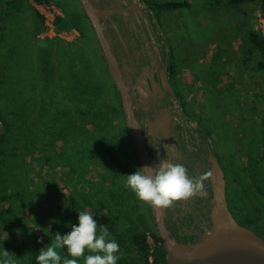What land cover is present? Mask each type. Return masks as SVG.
Listing matches in <instances>:
<instances>
[{"label":"rangeland","instance_id":"374dc122","mask_svg":"<svg viewBox=\"0 0 264 264\" xmlns=\"http://www.w3.org/2000/svg\"><path fill=\"white\" fill-rule=\"evenodd\" d=\"M20 1V7L0 15V97L4 100L0 122L8 131L7 151L0 163V189L13 195L9 206L18 216V242L24 239L23 245L35 248L43 245V227L28 203V161L38 168L36 178L40 186L51 178L47 191L41 190L51 194L54 204L64 203L66 192H79L83 199H102L105 210L126 217L132 229L148 226L158 230L151 205L137 199L125 187L126 176L137 172L140 162L121 95L81 0H49L58 3L64 13L70 10L80 14L81 34L71 42L86 52L82 59L89 71L64 79L59 78L61 75L55 69L68 70V66L55 68L59 66L54 58L58 53V59L66 55L62 49L67 41L40 37L44 23L40 28L33 4L37 0ZM258 2L254 13L259 29L257 13L262 0ZM222 6L226 8L218 24H211V4L203 1L195 2L192 8L162 7L156 13L170 39L176 65L174 83L186 110L201 119L224 163H239L260 186L264 183L262 164L251 167L264 152V73L256 66L260 51L250 47L243 28L237 27L231 16L229 4ZM232 36L234 40L223 43L225 49L214 59L211 45L220 47L222 41ZM58 113L60 132L43 139V125L54 131L52 121ZM95 135L108 146L106 154L101 155V145L92 146L93 151L89 149L87 141L91 142ZM243 203L239 202L238 213L244 219L251 208ZM109 232L119 243L118 255L126 264H157L153 254L151 263L141 258L129 241V229ZM13 259L16 264H32L29 258Z\"/></svg>","mask_w":264,"mask_h":264},{"label":"water","instance_id":"95a60500","mask_svg":"<svg viewBox=\"0 0 264 264\" xmlns=\"http://www.w3.org/2000/svg\"><path fill=\"white\" fill-rule=\"evenodd\" d=\"M81 2L120 92L141 168L166 158L192 177L213 173L197 196L166 209L151 206L168 264H264V236L235 216L215 141L174 83L171 43L156 9L148 0Z\"/></svg>","mask_w":264,"mask_h":264},{"label":"trees","instance_id":"16d2710c","mask_svg":"<svg viewBox=\"0 0 264 264\" xmlns=\"http://www.w3.org/2000/svg\"><path fill=\"white\" fill-rule=\"evenodd\" d=\"M40 1H49V0H40ZM232 1L244 2L247 0H232ZM149 3L153 5L156 11H159V9L162 7L178 8L189 4V2L187 1L181 2V1H173V0L171 1L166 0L163 2H158V1L152 2L151 0H149ZM261 5L264 8V0H262ZM20 6H21L20 0H0V15L8 11L9 9ZM37 15L39 16L38 18L41 28V26L43 27V19L38 12ZM58 24L61 28L79 27L81 29L82 27L80 14L70 10H66L64 15L59 16ZM249 37L253 47L260 51V57L256 65L257 69L263 71L264 73V37L262 36L260 30L258 29L252 30L249 34ZM65 46L66 47L62 49V52H65L66 55L64 57L61 56L60 59H58L59 58V53H58L56 58H54L55 63H57V66H59L55 68L60 69V68H66L68 66L67 67L68 70L60 69L58 71L57 69L54 68L57 72V75L58 76L61 75L59 78L64 79L65 77H70V76L78 77V75L87 73L89 69H87L85 60L82 59V56L84 57L86 52L80 51V49L73 42H67L65 43ZM80 68L82 70L79 71L78 69ZM65 73L66 75H63ZM175 74H176V65L174 63L173 80L176 83ZM33 76H37V75H33ZM89 78H92V76H90ZM71 89L67 93V96L69 97L71 96L72 93ZM39 90L41 91L40 87ZM3 102L4 100L2 99V97H0V121L1 119L3 120L2 117L3 108L1 107L4 106ZM89 110L91 109L89 108ZM64 111L67 112L68 109L65 108ZM83 111L86 112V108L83 109ZM59 119H60V114L58 113V117L52 121L53 122L52 125L54 127V131L52 132L50 128L49 129L45 128L43 125L40 134L44 136L43 139L48 140L49 134L51 137V135L60 132L61 123L59 122ZM7 140H8V131L5 125L0 122V163H2L3 154H5L7 151V144H6ZM80 142L83 143L82 140H80ZM87 142L89 143L90 150L93 151L92 146L101 145L102 146L101 155L106 154V147L108 150V146L99 139L98 135L92 137L91 139L92 145L91 142L89 141ZM27 163H28V167H27L26 175L28 177V181H27V186H28L27 191H29L28 203L30 204V208L32 212L36 215L37 223L43 227L42 229L43 245H36L38 246V248L37 247L35 248V245H32L31 247L29 245H23L26 244V241L24 239H21V242L20 241L18 242L15 233L16 225L18 222V216L15 210L9 206L13 195L9 191L0 189V254H2L4 250H7L10 254H14L15 255L14 257L16 258H27V259L29 258V261L32 264H37L36 257L39 255L41 249H44L48 245H50L52 240L55 239V235L57 233L63 236L71 231L72 225L78 226L79 211L86 210L93 215L98 225H105L107 226L108 230L123 231L129 229L130 230L129 241L137 249L141 258L145 262L151 263L150 256L153 254L155 263L168 264L166 257L167 252L163 243V239L159 234L158 230L150 228L148 226L132 229L126 217L116 214L113 211H106L102 199H92L90 196H87L85 199H83L82 197L83 194L79 192H74V191H72V193L66 192L64 194L65 202L60 204H54L52 201L51 194L49 195L48 193L45 192L42 193L41 190L42 188L45 189V191H47L48 183H49L48 180L51 181V178L47 179L43 183V185L40 186L38 184V179L36 178V174H38L37 172L38 168H36V166L33 165V163H31L30 161H28ZM224 167L228 177V189L230 187L231 188L235 187L240 191L244 192L252 202L256 203L262 209V212L264 214V204L261 201H260L261 203L258 202L259 198L263 197L262 189L250 179V174L238 168L237 166H234L232 163H226V164L224 163ZM149 231L154 235L157 242L154 251H152L153 245L148 240ZM59 251L61 252L62 258H69V259L72 258L71 256L68 255L66 249H61ZM88 254L91 253H88L86 251L85 255ZM79 264H84L83 258L79 260ZM119 264H126V262L121 258Z\"/></svg>","mask_w":264,"mask_h":264},{"label":"clouds","instance_id":"9594fccd","mask_svg":"<svg viewBox=\"0 0 264 264\" xmlns=\"http://www.w3.org/2000/svg\"><path fill=\"white\" fill-rule=\"evenodd\" d=\"M168 145H165L167 149ZM213 176L211 171L192 177L181 163L163 158L154 166H144L126 176L125 187L131 189L137 199L160 209L171 207L174 202L187 201L202 193L205 182ZM79 224L63 236L59 233L36 257L37 264H117L121 258L120 245L111 238L107 226L98 225L93 215L86 210L79 211ZM66 249L72 258H62L59 250ZM86 251L88 255H85ZM15 255L4 250L0 264H16Z\"/></svg>","mask_w":264,"mask_h":264},{"label":"crops","instance_id":"0c3cea01","mask_svg":"<svg viewBox=\"0 0 264 264\" xmlns=\"http://www.w3.org/2000/svg\"><path fill=\"white\" fill-rule=\"evenodd\" d=\"M167 1H171V0H167ZM173 1L189 2L188 5L178 7V9L185 8V7L192 8L194 7L195 2L197 1H203L205 3H210L212 7V13L210 16L211 24H212V21H215V24L219 23V20L223 18L221 14L226 8L225 6H222V5L224 3H228L229 6L231 7L230 11L232 12V15L231 14L230 15L236 19V23L238 24L237 27L243 28V31L247 35V39L250 42V47L252 46V42L250 40L249 34L252 30L258 29L257 20H256V16L254 13L255 8L259 6L258 0H247L244 2H234L232 0H173ZM234 33H235V30L233 29L232 34L234 35ZM231 40L232 41L234 40L233 36H232V39L227 38L226 40L222 41L221 42L222 46L220 47L219 46L215 47L214 44L211 45L210 51H213L214 59L219 58L221 55L220 52L222 51V49H225L223 43L231 41ZM215 51H216V54H215ZM214 62L216 63L217 60H214Z\"/></svg>","mask_w":264,"mask_h":264},{"label":"built area","instance_id":"2783aa9c","mask_svg":"<svg viewBox=\"0 0 264 264\" xmlns=\"http://www.w3.org/2000/svg\"><path fill=\"white\" fill-rule=\"evenodd\" d=\"M34 6L41 15L44 23V28L39 32V36L45 37H60L67 42H71L80 36V29L78 27L61 28L58 24L59 16L64 15L61 6L54 1H33ZM259 18V30L264 37V8L261 7L257 13ZM148 240L154 246L156 239L149 231ZM154 249H152L153 251Z\"/></svg>","mask_w":264,"mask_h":264},{"label":"flooded vegetation","instance_id":"af4514ba","mask_svg":"<svg viewBox=\"0 0 264 264\" xmlns=\"http://www.w3.org/2000/svg\"><path fill=\"white\" fill-rule=\"evenodd\" d=\"M176 87L178 88L177 84ZM181 94V93H180ZM184 103V102H183ZM218 151V150H217ZM219 153V152H218ZM220 156V155H219ZM220 159L224 165V161L222 159V157L220 156ZM257 159L254 160V163L251 165V167L254 166V168L256 167V165L258 164H262L260 167L261 172L264 173V152L261 154V156L259 157V160L256 162ZM226 164V163H225ZM232 164L234 166H237L238 168L242 169V167L239 165V163L235 162ZM243 171H245L244 169H242ZM247 173L250 174V179L254 182V177H252L250 171H245ZM256 184V183H255ZM263 185H258L261 189H262V198H259L258 202H262L264 204V183H262ZM257 185V184H256ZM228 195H229V200H230V204L232 206L233 212L235 214V216L243 223H245L246 225L254 228L259 234H261L262 236H264V214L262 212V209L254 202H252L248 196H246V194L242 191H240L239 189L233 187V188H229L228 189ZM239 202L241 203H245V204H249L248 207L251 208L250 214L249 212L246 214L245 218L243 219L240 214L238 213V209H240L239 207ZM260 202V203H261ZM243 203V204H244ZM246 207H243V211H245Z\"/></svg>","mask_w":264,"mask_h":264}]
</instances>
